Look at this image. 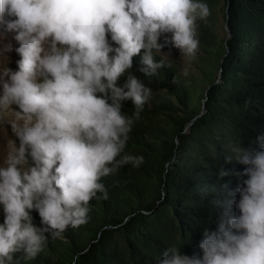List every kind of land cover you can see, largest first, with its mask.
<instances>
[{
  "label": "clouds",
  "instance_id": "1",
  "mask_svg": "<svg viewBox=\"0 0 264 264\" xmlns=\"http://www.w3.org/2000/svg\"><path fill=\"white\" fill-rule=\"evenodd\" d=\"M210 14L199 0H0V41L14 33L21 56L18 71H0V122L19 140L18 146L8 144L0 167V264H12L21 249L35 258L45 233L59 238L69 226L86 224L90 201L108 199L101 178L144 162L143 156L121 154L152 90L131 74L122 86L117 82L142 49L146 76L171 67L154 59L165 44L195 57L197 20ZM165 33L172 35L161 44ZM11 50L4 44V52ZM128 99L131 116L121 111ZM256 139L260 150L254 152L241 143L229 146L226 162L235 158L247 165L248 178L234 192L221 185L212 203L223 211L217 230L204 231L202 256L171 246L157 264H264V136ZM33 209L43 227L33 224Z\"/></svg>",
  "mask_w": 264,
  "mask_h": 264
},
{
  "label": "trees",
  "instance_id": "2",
  "mask_svg": "<svg viewBox=\"0 0 264 264\" xmlns=\"http://www.w3.org/2000/svg\"><path fill=\"white\" fill-rule=\"evenodd\" d=\"M199 2L211 14L197 20L203 53L194 76L182 75L155 52L154 59L171 67L146 76L142 49L117 82L122 86L131 74L152 90L121 154L143 156L144 162L102 177L108 199L90 201L86 224L69 226L59 238L45 233L43 251L29 259L21 249L12 264H157L171 246L202 256L204 231L217 230L223 211L212 203L221 185L234 192L248 178L247 165L226 162L229 146L241 143L254 152L260 150L256 138L264 136V0ZM227 20L232 35L226 40ZM107 38L118 46L110 33ZM121 103L122 113L131 116L132 100ZM221 170L229 175L221 177ZM232 199L238 201L239 193ZM232 212L238 213L235 204ZM30 215L43 227L36 209Z\"/></svg>",
  "mask_w": 264,
  "mask_h": 264
},
{
  "label": "rangeland",
  "instance_id": "3",
  "mask_svg": "<svg viewBox=\"0 0 264 264\" xmlns=\"http://www.w3.org/2000/svg\"><path fill=\"white\" fill-rule=\"evenodd\" d=\"M171 35V33H165L161 36V38H165V36L170 37ZM159 42L162 44L161 40H159ZM4 44H11L12 50L4 52ZM19 46V42L14 39V33L8 32L3 35L2 41H0V71H2L6 66L12 71H18L17 61L21 59V56L15 51V49ZM161 51L162 53L159 54L171 60L176 69L182 75L185 70H187L188 73L186 77L194 76V73L199 71L198 66L201 63L200 55L203 53L200 45L195 57L193 58L182 56L181 51L177 48H168L164 46ZM0 92H2V85H0ZM12 140L16 142L17 146L19 145V140L12 133L10 125H8L6 122H0V167L4 166L3 160L6 157L8 151V144ZM28 165L30 166L29 160ZM4 219L5 213L3 210V205L0 204V225H3Z\"/></svg>",
  "mask_w": 264,
  "mask_h": 264
},
{
  "label": "water",
  "instance_id": "4",
  "mask_svg": "<svg viewBox=\"0 0 264 264\" xmlns=\"http://www.w3.org/2000/svg\"><path fill=\"white\" fill-rule=\"evenodd\" d=\"M227 18H228V16H227ZM225 28H226V31H227V35H226V40L228 39V38H230L231 37V30H230V28H229V24H228V20L226 21V25H225ZM206 99V98H205ZM202 113H203V111H202Z\"/></svg>",
  "mask_w": 264,
  "mask_h": 264
}]
</instances>
